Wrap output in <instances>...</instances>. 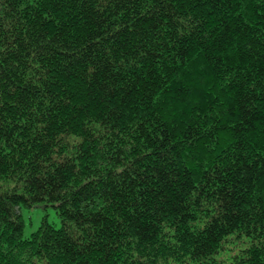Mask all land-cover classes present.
<instances>
[{"label":"trees","instance_id":"obj_1","mask_svg":"<svg viewBox=\"0 0 264 264\" xmlns=\"http://www.w3.org/2000/svg\"><path fill=\"white\" fill-rule=\"evenodd\" d=\"M0 264H264V0H0Z\"/></svg>","mask_w":264,"mask_h":264},{"label":"rangeland","instance_id":"obj_2","mask_svg":"<svg viewBox=\"0 0 264 264\" xmlns=\"http://www.w3.org/2000/svg\"><path fill=\"white\" fill-rule=\"evenodd\" d=\"M13 185V183H11ZM24 219V237L28 238L34 233L42 224L44 219L53 224L56 228L61 227V221L53 207L47 209L39 208H25L23 210Z\"/></svg>","mask_w":264,"mask_h":264},{"label":"water","instance_id":"obj_3","mask_svg":"<svg viewBox=\"0 0 264 264\" xmlns=\"http://www.w3.org/2000/svg\"><path fill=\"white\" fill-rule=\"evenodd\" d=\"M35 208H39V209H45V208H46V206H43V205H38V206H36Z\"/></svg>","mask_w":264,"mask_h":264}]
</instances>
